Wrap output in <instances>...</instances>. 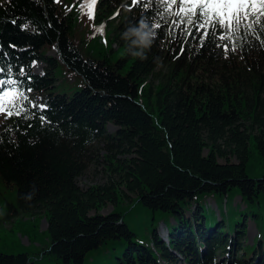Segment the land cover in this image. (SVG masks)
Listing matches in <instances>:
<instances>
[{"label": "trees", "instance_id": "trees-1", "mask_svg": "<svg viewBox=\"0 0 264 264\" xmlns=\"http://www.w3.org/2000/svg\"><path fill=\"white\" fill-rule=\"evenodd\" d=\"M85 2L0 0V90L27 97L0 128V223L29 224L0 264H264V224L245 239L264 221V33L201 44L160 0H97L94 20ZM100 144L108 181L83 190Z\"/></svg>", "mask_w": 264, "mask_h": 264}, {"label": "snow or ice", "instance_id": "snow-or-ice-1", "mask_svg": "<svg viewBox=\"0 0 264 264\" xmlns=\"http://www.w3.org/2000/svg\"><path fill=\"white\" fill-rule=\"evenodd\" d=\"M152 2L153 0H132L129 7L138 5L146 8ZM96 3L97 0H86L81 5L82 10L86 9L85 14L91 20L95 19ZM160 3L163 5L164 12L157 11V14L160 16L165 13L174 14L179 18L180 23L191 26L196 33H199L201 44L209 39L234 43L233 38L238 36L242 29L247 34L255 33L257 38L260 33H264V0H179L178 7L177 0H160ZM174 8L176 10L173 12ZM156 27L161 25L157 24ZM97 31L102 34V27H98ZM183 31L189 36L194 35L188 28ZM218 46L225 52L230 50L228 44L221 43ZM231 50L234 51L235 48ZM14 83V81H0V89H3L5 84ZM25 100L27 97L24 93L15 87L10 90H0V112H5L8 117L21 115L25 112ZM33 107H39L41 111L46 109L45 105H33ZM39 119L47 123L44 116Z\"/></svg>", "mask_w": 264, "mask_h": 264}, {"label": "rangeland", "instance_id": "rangeland-1", "mask_svg": "<svg viewBox=\"0 0 264 264\" xmlns=\"http://www.w3.org/2000/svg\"><path fill=\"white\" fill-rule=\"evenodd\" d=\"M49 54L59 57L56 49L51 50ZM44 67H45V63L41 61H35L32 64V68L34 72L39 73V74L44 72L43 70ZM60 68L63 69V65H61ZM81 85H82V81L78 80L77 82H75L73 87L68 91L69 94H72L74 90L80 88ZM6 118H7V115L4 112H0V128L2 127L3 122L6 120ZM109 129L112 131V130H115L116 128L113 125H110ZM95 151H96L95 159H97L98 157L99 161H94L86 169L85 173L78 179V184L83 190H86L89 187L94 186V185H102L108 181V177L104 173V169L102 166L104 155H106V149H104L103 145L100 144L96 146ZM118 157H124V156L118 154ZM229 159L232 162H237L236 158L234 157H229ZM220 162H226V160L224 158H220ZM258 172L251 171V170L249 171L251 175H257L259 174ZM116 179H118V181L120 180L119 177ZM10 191H11V188L0 185V197H4V202H6V198L9 197ZM207 203L211 209L218 212V206L214 199L213 200L209 199ZM236 204H240V207L242 208L246 206L242 198L240 196H236L233 199V201L228 205L225 211L229 213L228 216L231 218V220H236V219L241 218L240 213L236 212ZM220 205L224 207L222 203H220ZM112 209H113V205L108 204L104 209L100 211V214H107L111 212ZM92 213L95 214V211H92ZM172 221L174 222V220ZM246 222L248 226L247 233L245 235L246 245H251L255 241L258 235L257 225L261 226L262 224H264V221L255 222L253 218H248ZM47 225L48 224H47L46 219L43 218L40 222V228L44 230L47 228ZM25 227H29L28 222L19 216L16 217V219H14L13 222L11 223H8V224L0 223V251H6V252L13 251L14 247L17 246L16 243L19 238L21 239V243L27 246L29 244L28 238L26 236L24 237L21 236L22 232L25 231ZM164 227L165 226L161 224L160 231L162 234H164L163 232H166L164 230ZM235 239H237V235ZM178 264H180V262H178Z\"/></svg>", "mask_w": 264, "mask_h": 264}, {"label": "clouds", "instance_id": "clouds-1", "mask_svg": "<svg viewBox=\"0 0 264 264\" xmlns=\"http://www.w3.org/2000/svg\"><path fill=\"white\" fill-rule=\"evenodd\" d=\"M140 26H141V28H144V27H147V24L142 21ZM152 34L154 35L155 33H152Z\"/></svg>", "mask_w": 264, "mask_h": 264}, {"label": "bare ground", "instance_id": "bare-ground-1", "mask_svg": "<svg viewBox=\"0 0 264 264\" xmlns=\"http://www.w3.org/2000/svg\"><path fill=\"white\" fill-rule=\"evenodd\" d=\"M163 233H164V234L161 233L162 236H163V237H166V239H167V238H168V236H167V231H166V232H163ZM165 233H166V234H165Z\"/></svg>", "mask_w": 264, "mask_h": 264}]
</instances>
